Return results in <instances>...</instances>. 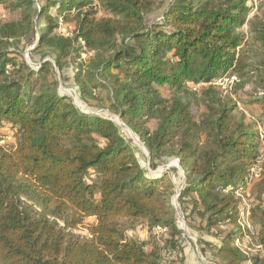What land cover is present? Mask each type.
<instances>
[{
	"label": "trees",
	"instance_id": "16d2710c",
	"mask_svg": "<svg viewBox=\"0 0 264 264\" xmlns=\"http://www.w3.org/2000/svg\"><path fill=\"white\" fill-rule=\"evenodd\" d=\"M248 1L173 0L148 22L152 0H0L20 15L0 22V140H16L0 144V264H186L180 255L164 262L158 246L128 236L126 222L167 226L166 247L179 245L175 184L145 172L113 119L58 90L52 69L63 73L70 61L80 93L108 91L110 109L143 141L154 169L170 159L185 169L179 203L190 201L186 218L197 214L207 234L216 231L218 262L249 264L235 245L242 232L232 191L254 195L255 238L264 246V150L237 101L215 85L253 71L264 87V21L250 16ZM67 23L71 34L61 30ZM247 24L250 38L239 32ZM23 38L51 59L32 68L9 49ZM83 52L94 55L87 78ZM256 163L261 175L248 186ZM87 218L95 221L84 238L74 230ZM250 260L264 264V252Z\"/></svg>",
	"mask_w": 264,
	"mask_h": 264
},
{
	"label": "rangeland",
	"instance_id": "374dc122",
	"mask_svg": "<svg viewBox=\"0 0 264 264\" xmlns=\"http://www.w3.org/2000/svg\"><path fill=\"white\" fill-rule=\"evenodd\" d=\"M95 4L99 3V0H94ZM173 0H152L153 2V11L148 16V22H153L156 20H159L162 18L163 13L165 10L169 7V5L172 3ZM248 4L252 6V12L250 16L254 19L258 18L260 20L264 21V0H249ZM35 6L38 5V2L36 1ZM106 12L104 9H100L99 15H105ZM20 15L18 11H13L9 9L8 2L5 4L0 3V22H7L10 20H17L19 19ZM43 21H41V24ZM74 29V23H67L62 25L61 30L65 34H71ZM239 32L247 36V38L252 36V33L250 31V24L245 25L242 27ZM257 45H250V48L258 49ZM10 50L16 49L18 52H20V55L27 61V63L35 69V67L39 66L41 61L43 59H51L52 54L51 51L48 49H39L36 50L35 44H30L27 42L26 38H23L21 40L11 41ZM249 55V62H255L256 57L252 54L251 51L248 52ZM92 52H83L82 58L84 60V73L82 75V78H87L90 75V72L88 70L90 69V61L93 57ZM252 67V66H251ZM252 69V68H251ZM75 74H76V64L75 61H70L68 65L65 67L64 72H60L59 69H56L53 67L51 72V77L56 80H58V90L62 93L63 90H66L67 92H72L74 95L77 93L78 97H80L81 101L77 102L78 106L80 108L85 109L86 111H94L97 113H100L108 118L113 119L117 125L120 127V132L123 134V136L130 142L134 150L136 152L137 158L142 166V168L145 170L148 174H165L164 169L171 164L172 167L170 170L168 169L167 175L170 176L172 179V182L175 184V189L178 186V175L181 176V174H185V169L179 164V162L176 159H170L166 161L165 163H160L156 169L150 165L149 160V153L147 151V148L145 147L143 141L134 133L132 132L122 121L121 119L115 115L112 110L110 109V102L108 97V91L104 88H90V93L83 96V94L80 93V90L78 86H80L76 80H75ZM215 85L220 88L225 94H228L234 100L237 101L238 108L237 113L244 114L246 116V120L248 123H250L254 129L258 130V133L261 138V144L262 148L264 150V87L260 84V80L258 78V74L256 72H250L249 75L246 76H240L238 74L231 75V74H225L222 75L220 78H217L215 81ZM191 86H194L198 91L202 92V90L206 87V84L204 83H198V84H192ZM76 92V93H74ZM166 92V91H165ZM70 96V95H68ZM71 97V96H70ZM194 110L197 112H200L203 110V107H194ZM156 126L155 122H150L149 127L153 129ZM7 132H12L10 130H6ZM101 144L104 145L105 141L100 138L99 139ZM16 143V140L14 136H9V138H6L4 140H0V144L4 145L6 147L12 146ZM178 166H175V165ZM88 180L94 181L95 175L93 169L89 172L87 176ZM177 181V182H176ZM176 194V193H175ZM174 194V195H175ZM255 194V193H254ZM173 195V197H174ZM172 197V199H173ZM247 199L251 202V221L254 231L256 232L254 221L252 218V207L254 204V195L250 198L245 195ZM253 200V201H252ZM173 201V200H172ZM179 199H177V205L179 207L185 208L186 210L191 209L190 201H185L182 204H180ZM189 202V204H188ZM242 207L241 199H240V209ZM240 211V210H239ZM197 215V214H194ZM195 217V216H194ZM193 216H190L185 219L188 223L189 230L192 232V234L195 235L197 238L198 244L200 245V251L202 255L209 261H211L213 264H220L217 260V254L216 250L211 248L209 246V240H211L210 233L207 234L206 231L202 228V225L199 223L198 216L196 220H194ZM208 218V214L206 215ZM95 220L94 218H87L83 225H80L77 227L74 232L76 234H79L80 236L84 238H89V232L87 230V226L90 223H93ZM201 222V221H200ZM200 224V225H199ZM127 228L128 236L131 238H136L140 240H144L149 243L150 246H154L155 241L148 236V231L150 228L145 223H139L135 224L133 222H126L125 224ZM256 239V238H255ZM253 239L254 241H256ZM165 240V239H164ZM250 246L253 248L252 244ZM186 252L184 250L180 251V256H183V258H186ZM196 260H200L198 256H196Z\"/></svg>",
	"mask_w": 264,
	"mask_h": 264
},
{
	"label": "built area",
	"instance_id": "2783aa9c",
	"mask_svg": "<svg viewBox=\"0 0 264 264\" xmlns=\"http://www.w3.org/2000/svg\"><path fill=\"white\" fill-rule=\"evenodd\" d=\"M37 67H35L36 69ZM63 94L70 95L74 100V103L78 106L77 102L81 101L80 97H78L77 93L75 95L71 92H67L63 90ZM79 107V106H78ZM85 112V109L81 108ZM89 113H97L94 111H90ZM175 165V164H174ZM178 166V165H175ZM172 167L169 164L165 169L164 173H167L168 169L170 170ZM261 175V166L256 163L251 168L246 177V185H252L255 180H257ZM178 186L176 187V194L173 197V205L177 212V222L181 231L179 245L177 247L167 248L166 247V239L169 237V228L167 226H155L148 231V236L155 241L156 246H158L160 250V254L163 256L164 262H170L172 260H176L178 255H180L181 250H193L195 256L200 258V264H213L211 261L207 260L200 251V245L198 244L197 238L194 234L189 230L188 223L185 219L184 211L182 207L177 205V199L179 197L180 192L186 187L187 179L185 174L178 175ZM176 184V183H175ZM237 197H240L242 207L239 211L238 225L241 229L242 235L235 239L236 247L241 250L248 257V263L251 264V255L259 254L264 252V246L257 239H255L256 232L253 229L252 221H251V202L249 199L245 197V194L241 190H233ZM179 202V201H178ZM200 208H198L199 210ZM195 216V217H194ZM193 219L196 220L197 215H193ZM205 219L207 217L205 216ZM212 239L209 243V246L216 250L217 246H219L220 242L216 238V231L211 230ZM165 239V240H164ZM255 239L256 241H254ZM252 244L253 248L250 246Z\"/></svg>",
	"mask_w": 264,
	"mask_h": 264
},
{
	"label": "crops",
	"instance_id": "0c3cea01",
	"mask_svg": "<svg viewBox=\"0 0 264 264\" xmlns=\"http://www.w3.org/2000/svg\"><path fill=\"white\" fill-rule=\"evenodd\" d=\"M186 258L185 263L186 264H200L198 260H196V256L193 252V250H186Z\"/></svg>",
	"mask_w": 264,
	"mask_h": 264
}]
</instances>
